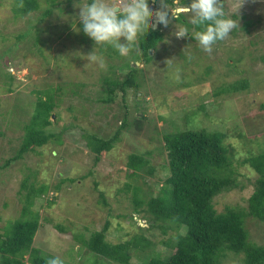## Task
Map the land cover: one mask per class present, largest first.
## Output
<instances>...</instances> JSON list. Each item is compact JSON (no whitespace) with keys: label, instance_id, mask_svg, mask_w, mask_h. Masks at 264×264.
<instances>
[{"label":"rangeland","instance_id":"obj_1","mask_svg":"<svg viewBox=\"0 0 264 264\" xmlns=\"http://www.w3.org/2000/svg\"><path fill=\"white\" fill-rule=\"evenodd\" d=\"M13 1L0 3L1 31L3 36H9L0 40V166L16 155L23 139V127L29 123L38 105L36 94L45 91V95L52 96L53 100L58 94L60 96H57L58 105L49 119L52 123L45 132L56 137L37 147V153H25L0 169V234L9 222L17 219L26 192L43 185L47 187L46 192L37 196L30 207L40 216L35 242L41 249L70 264H84L88 258L87 252L83 251L84 242L71 239V233L87 236L92 231H100L107 223L105 236L108 242L115 244L143 235V242L148 244L151 254L166 259L173 249L162 242L172 239L175 231L161 234L156 227L148 230L149 222L133 211L130 186L154 196L165 175L169 174L164 166L162 134L186 130L196 122L200 123L199 128L225 135V143L231 145L235 162L243 160L250 152L256 153V142L264 143V108L261 107L264 105V60L259 58L264 54V0H223L225 12L235 14L238 25L214 44L211 52L204 51L196 40L185 43L187 37H177L176 21L170 22L168 30L162 27L165 43L160 44L157 57L145 67L139 63L135 65L143 68L137 78L139 89L127 91L123 99L120 93L108 106L98 102L101 75L106 73L107 63L114 64L116 60L104 59L105 66L100 67L87 57L94 42L84 37L82 30L76 31L79 27L70 25L76 22L74 3L70 11L64 8L61 12L64 16L56 12L58 19L49 16L42 21V26L32 27V30L26 20H33L38 13L30 12L21 18L17 13L12 19L10 8L18 11L20 7ZM39 8L40 11L45 9L44 0H39ZM244 20L252 21L247 33L240 28ZM57 23L62 26L55 27ZM67 24L71 26V32L56 40L61 34L58 30L68 29ZM26 28L30 29L28 33L22 31ZM14 33L18 40L12 36ZM7 48L12 51L4 52ZM178 51L185 54V59L176 56ZM94 52L99 54L98 46L94 47ZM236 53L239 54L235 56ZM187 57L189 61L184 64ZM192 58L200 60L195 64L191 63ZM206 64L211 70L205 77ZM8 73L13 76L12 82ZM196 75L204 80L195 81ZM58 80L61 83L55 85ZM78 80L86 84L80 96H61L65 90L66 93L76 92ZM233 85L242 88L228 90ZM123 111L129 113V121L141 114L147 117L136 121L144 126V130L123 131L114 147L94 162L93 153L86 147L85 136L93 133L112 136ZM187 114L192 115V125L185 121ZM114 115L119 120L114 119ZM154 126L155 131H152ZM249 140L250 143L245 142ZM148 151L151 153L144 155L148 160L144 172L136 174L127 169L129 154H146ZM235 167L239 184H248L247 180L254 179L247 164H236ZM251 190L247 185L244 189L235 187L219 194L213 199L214 209L221 213L226 208L245 207ZM99 193L104 194L105 199L101 200ZM47 200H53L49 208ZM44 217L71 221V233H57L51 224L44 223ZM244 227L250 241L264 244V224L246 219ZM73 246L75 250H82V254H74L73 259L67 255L63 257ZM230 259L231 264H242L241 256ZM137 263L131 252L130 264Z\"/></svg>","mask_w":264,"mask_h":264},{"label":"trees","instance_id":"obj_2","mask_svg":"<svg viewBox=\"0 0 264 264\" xmlns=\"http://www.w3.org/2000/svg\"><path fill=\"white\" fill-rule=\"evenodd\" d=\"M2 1L0 0V3ZM44 2L45 9L40 11L42 9L39 8V0L13 1L20 7H18V11L10 8L12 19L16 17L17 13H20L19 18H21V15L26 16L27 13L37 12L38 14L33 20L27 18L26 22L31 28L42 26V21L50 15H54L58 19L59 16L55 14V11L60 14H62L64 8L70 11L75 0H44ZM114 2H117V0ZM149 2L152 3L151 0ZM167 3L172 12L175 7L185 8L189 0H178V4H175L174 0H167ZM153 5L155 8L159 7L156 3H153ZM13 12H15V15ZM172 14V21H176L178 29L182 25H187L192 29L188 13L172 12ZM230 16L233 19L237 17L232 13ZM240 17L243 18V16ZM251 23L250 20H244L240 28L247 33ZM75 24L80 27L78 21L71 22L70 25ZM151 24L152 21H150L146 33L140 36L137 47L129 49L125 53L119 52L110 45H97L99 47L98 53L103 59L106 61L116 60L114 64L108 62L106 73L101 75L98 102L102 105L113 104L117 92L122 94L121 98L123 99L127 91L139 89L140 84L137 82V78L142 73L143 68H138L135 63L138 62L145 67L157 57L156 54L160 49V44L165 43L162 27L168 30L171 25L169 23L165 27L158 24V27L153 29ZM70 25L67 24L68 29L63 27L64 30L63 28L58 30L61 34L56 40H60L59 38L62 35L64 36L65 33L71 32ZM54 26L60 27L62 25L57 23ZM26 29L22 31L28 33L30 29ZM1 30L0 27V40L9 38V36H3ZM83 35L89 38L85 34ZM12 36H15L16 40L19 39L15 33ZM190 36L187 37L185 43L188 40H196L192 32H190ZM11 51V48L4 50V52L9 53ZM6 54L8 53H4V55ZM238 54L236 53L235 56ZM176 56L179 59H185V54L182 51H178ZM204 56L207 57V55ZM259 58L264 60V54ZM199 60L200 58L196 60L192 58L191 63L196 62L195 64H197ZM188 61L187 57L184 64H187ZM4 65L6 64L4 63ZM204 70L203 73L206 77L211 70V66L206 64ZM8 75L12 82L14 80L13 76L10 73ZM119 75L122 77L118 78ZM202 79L204 80L200 75L194 77V80L198 82ZM78 82L76 83V92L66 93L67 90H65L61 92V96L69 95L72 97L75 94L80 96L81 90L84 89L86 84L81 80H78ZM60 83V80L54 82L55 85ZM34 87L31 88L34 90ZM240 88H242L241 85H233L228 90L237 91ZM56 90H59V88L56 87ZM57 96H60V94ZM57 96L53 100L52 96L45 95V91H39L36 94L38 105L35 106L29 123L23 127L24 135L21 143H19L16 155L7 160L4 166L7 167L13 162L12 160L21 158L25 153H37V147L43 146L49 139L56 137L45 132L52 123L49 119L53 109L58 105ZM43 97L45 99H42ZM261 107L264 108V105ZM128 115L129 113L123 111L120 120L117 115L113 116L120 123L116 126L112 136L104 137L102 134L98 135L96 133L85 136L86 147L90 153H93L94 162H98L103 153L114 147L123 131L128 132L132 129L135 132H141L144 130V126L136 121L139 118L146 119L147 117L141 114L140 117L133 116L129 121ZM148 121L152 124L149 118ZM185 121L192 125V115L187 114ZM199 125L200 123L196 122L195 126L186 130H172L162 134L164 166L169 174L165 175L166 178L162 186L154 196H150L146 192L141 193L138 187L130 186L132 189L133 211L136 214H141L142 219L149 222L148 230L156 227L161 231V234L175 231V235L171 237L174 239L172 243V239L162 242L173 249V252L166 259L158 254H151L148 244L143 242V235H137L127 241L115 244L108 242L105 236L107 223L100 231H92L87 236H85V233H71L70 226L72 222H62L58 217L55 221L44 217V223L51 224L59 234L71 233V239L79 241V243L84 242L83 251L87 252L88 257L85 259L84 264H130L131 252L136 257L137 264H231L232 259L230 258L239 256H241L242 264H264V244L259 245L250 241L249 234L244 227L246 219L254 220L259 225L264 224V143L259 144L256 142V153L250 152L246 158L235 162L233 161L234 153L231 145L225 143V135L218 131L199 128ZM155 128L154 126L152 131H155ZM55 141L58 142L59 140L55 138ZM245 142L250 143L251 140ZM16 144H18L17 141ZM150 153L148 151L146 154L139 152L129 154L126 162L127 169L136 174L144 172L148 163L144 155H150ZM236 164H247L254 174V179L252 181L247 180L248 184H239L237 182L239 174L235 167ZM4 166H0V169H3ZM146 172L151 174L149 170H146ZM247 185L251 186L252 190L245 201V207L226 208L221 213L214 209L213 199L216 196L235 187L244 189ZM24 187L25 182L22 183V188ZM55 188H58V186H55ZM46 190L47 187L43 185L37 189L30 188L24 196L17 219L9 222V226L4 227L6 229L0 234V264H47L48 259L55 256L41 249L40 244L35 242L40 216L37 211L30 208L34 199ZM99 195L101 200L105 199L104 194L99 193ZM52 201L47 200L48 208L52 205ZM137 227L138 229L142 228L140 224ZM75 248L74 246L69 247L63 257L67 255L68 258L73 259L74 254H82V250H75ZM64 264L70 263L64 260Z\"/></svg>","mask_w":264,"mask_h":264},{"label":"clouds","instance_id":"obj_3","mask_svg":"<svg viewBox=\"0 0 264 264\" xmlns=\"http://www.w3.org/2000/svg\"><path fill=\"white\" fill-rule=\"evenodd\" d=\"M151 2L149 0H117V2L75 0L73 5L77 9L75 21L80 25L76 31L82 30L94 42V47L110 45L124 53L137 47L139 38L146 33L150 21L153 29H156L158 24L166 27L173 20L172 12L183 14L189 12L192 29L182 25L175 31V35L191 37L190 32H192L202 49L211 52L213 45L227 37L238 25V21L225 12L223 0H189L185 8L175 7L172 12L167 0H151ZM153 3L158 4L159 7L155 8ZM174 3L178 4V0H174ZM94 47L87 57L100 67H104V59L94 52ZM119 94L120 92H117L116 97ZM47 264H64V260L54 256L48 259Z\"/></svg>","mask_w":264,"mask_h":264},{"label":"water","instance_id":"obj_4","mask_svg":"<svg viewBox=\"0 0 264 264\" xmlns=\"http://www.w3.org/2000/svg\"><path fill=\"white\" fill-rule=\"evenodd\" d=\"M153 23H154V21H153ZM156 27V26H155Z\"/></svg>","mask_w":264,"mask_h":264}]
</instances>
